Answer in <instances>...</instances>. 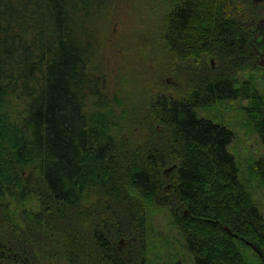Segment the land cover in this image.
<instances>
[{"label": "trees", "instance_id": "trees-1", "mask_svg": "<svg viewBox=\"0 0 264 264\" xmlns=\"http://www.w3.org/2000/svg\"><path fill=\"white\" fill-rule=\"evenodd\" d=\"M117 2L0 0V264L143 263L149 200L170 208L193 264H250L242 244L264 261L234 132L198 113L247 98L264 143V95L248 76L264 54V0H170L159 22L132 25L138 64L152 65L133 143L87 109L92 96L110 107L91 68ZM255 167L264 183V156Z\"/></svg>", "mask_w": 264, "mask_h": 264}, {"label": "rangeland", "instance_id": "rangeland-1", "mask_svg": "<svg viewBox=\"0 0 264 264\" xmlns=\"http://www.w3.org/2000/svg\"><path fill=\"white\" fill-rule=\"evenodd\" d=\"M169 2L170 0H118L115 21L109 26L91 68L110 107L96 106L97 97L92 96L88 99L87 109L94 112L99 108L106 113L108 119L116 120L120 125L119 133L116 134L125 142L133 143L132 138L142 137L146 131V125L141 120L148 112L147 104L152 98L149 85L152 80L149 72L152 65L142 68L138 64L141 56L133 47V39L130 40V30L132 25L144 23L149 16L154 22H159L170 9ZM258 25H264V16L258 19ZM259 63L260 67L249 71L248 76L264 95V54H260ZM19 103L20 101L15 100V104ZM248 103L247 98L217 101L200 107L198 113L224 123L233 130L230 150L240 166L241 179L264 214V183L255 167L256 161L264 156V143L245 114L244 107ZM170 176L171 171L166 177ZM166 187L168 190L172 187L168 180ZM94 199L93 196L91 201ZM144 218L147 227L145 261H138L136 264H170L177 260L183 264H193V254L187 249L169 207L157 206L149 200ZM125 243L124 239L119 241L121 246ZM240 248L250 264H264L255 249L243 244Z\"/></svg>", "mask_w": 264, "mask_h": 264}, {"label": "water", "instance_id": "water-1", "mask_svg": "<svg viewBox=\"0 0 264 264\" xmlns=\"http://www.w3.org/2000/svg\"><path fill=\"white\" fill-rule=\"evenodd\" d=\"M170 169V168H169Z\"/></svg>", "mask_w": 264, "mask_h": 264}]
</instances>
